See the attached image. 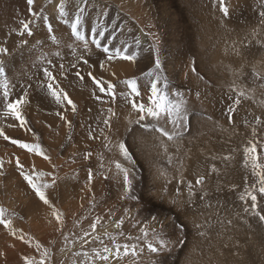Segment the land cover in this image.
<instances>
[{"label": "rangeland", "instance_id": "374dc122", "mask_svg": "<svg viewBox=\"0 0 264 264\" xmlns=\"http://www.w3.org/2000/svg\"><path fill=\"white\" fill-rule=\"evenodd\" d=\"M6 1L0 0V27L13 24L9 11L20 3L7 8ZM224 5L227 16L220 0H34L32 35L25 31L17 47H0L7 50L0 62L9 93L5 98L0 77V129L10 138L0 136V208L16 230L13 236L0 225V264H26L25 257L36 264H264V194L258 191V173L264 172V0ZM77 15L87 48L71 33ZM104 48L134 60H109ZM157 77L162 94L186 104L176 130L167 116L144 114L141 120L132 107L133 99L152 106ZM132 79L140 96L127 86ZM49 83L68 95L75 112L53 97ZM18 98L24 126L7 112ZM195 124L204 128L191 135ZM161 126L175 138L161 136L155 130ZM12 139L39 145L50 160ZM253 144L255 161L245 151ZM116 163L127 169L130 190ZM21 171L49 185L42 190L59 221ZM200 177L204 183L197 185ZM254 190L255 208L245 196ZM160 240L166 247L150 251L148 244L159 247ZM125 244L128 255L123 247L119 258L96 255Z\"/></svg>", "mask_w": 264, "mask_h": 264}, {"label": "snow or ice", "instance_id": "6c2138e0", "mask_svg": "<svg viewBox=\"0 0 264 264\" xmlns=\"http://www.w3.org/2000/svg\"><path fill=\"white\" fill-rule=\"evenodd\" d=\"M28 5L31 6L34 3V0H27ZM220 4H221V10L223 11V14L225 16L228 15V8L224 5V0H220ZM83 9L80 10L81 14L83 13ZM60 14L64 15L65 14V10H64V5L61 4L60 5ZM31 15L33 17L37 16L36 12H32ZM262 16H264V13H261ZM30 23L28 21H22V26L23 29L27 32L28 35H32V31L30 28ZM82 26V20L80 15H77L75 17L74 22L71 24V33L72 35L79 41L84 43V46L87 48V39L85 35L81 34L80 28ZM48 29L49 32H51L52 30V26L51 24L48 25ZM21 35H23V33H20ZM54 39V37H53ZM93 43L97 46L100 47V42L98 39H93ZM6 49L4 48H0V53H6ZM103 51L105 53H109V55L107 56V59L112 60L114 57H119L120 59L123 60H134V57L128 54H122V52L118 49L115 51L114 54L110 53V50L108 48H104ZM85 63H87V61H85ZM156 66L157 68H159L160 66V62L159 59L156 60ZM62 67V65H61ZM44 74L45 76H47L50 80H55V77L52 75L51 72H49L47 69H44ZM77 76H80V73L77 72L76 73ZM91 75V74H89ZM0 77H4V84H3V88H4V96L5 98H8L9 93L7 91L8 88V83H7V78H6V73H5V69L2 65V62H0ZM81 79H83L82 76H80ZM93 80L95 81V83H97V85H100V81L96 80L95 77H93ZM128 88L130 89L131 93L134 95V97L136 96H140V90H139V86L138 83L135 79L129 80L126 82ZM159 77L156 78L155 81H153L151 83V96L149 97L150 102H151V107H145V105L143 103H137L135 99L132 100V107L133 109L137 110L139 113H141L140 115V119L143 120L145 118L144 114L151 116L153 119H160L162 116H167L169 119V122L172 124L173 129L176 130L178 129V126H180L182 124V121L185 117L186 114V104L182 99H177L176 101L170 100L168 97L167 92L165 93H161L159 90ZM58 87V86H57ZM108 87L114 88V85H108ZM168 85L167 83L165 84V88H167ZM48 89L49 91H51L53 97H55V99L58 102H62V101H67V104L71 106L72 111L75 112L76 110V105L73 103V101L68 97V95L66 93L61 94L60 91H57L56 89L53 88V85L51 83L48 84ZM100 90L102 92H104L106 89L101 86ZM112 95H114V93H112ZM241 95H243V93H241ZM177 96L179 97V93H177ZM237 103H239V101H237ZM22 104V101L18 98L16 99L14 102H10L7 104V112L9 114H11L12 116H14V118L19 121L20 126H24L26 124V120L24 119L22 112H21V108L20 105ZM63 118V117H62ZM69 126H70V121L68 122ZM107 123V121H106ZM156 131H158L161 136L166 137L168 140H173L176 136V132L175 131H169L166 127H158L155 129ZM0 136H2L5 140H9L10 138L5 135L3 129H0ZM12 144L18 145L21 149L27 150L29 152H35L38 155L43 156L44 159H48L50 160V158L40 149L39 145H30L28 143L16 140V139H12L11 140ZM125 159L129 158V153L127 152V148L124 144H120L119 145ZM247 154H253V160L255 161L257 159V157H255V152H256V147L253 144L251 147H248L245 149ZM89 155H91V153H89ZM17 166L22 168L23 166L20 164L19 159H17L16 161ZM0 168H3V162L0 161ZM116 168L117 169H122V166L119 163H116ZM124 171V179L126 184L129 187V190L131 188V181L128 179V172L127 169H122ZM2 174V173H0ZM21 175L24 176V179L28 182V184L32 187V189L35 191L36 195L39 197V199L45 204L48 205L50 208H53V214L56 216V219L59 221L61 219V215L60 213L54 208V206L51 204L50 200L48 199L46 193L44 190V188L49 187V185L47 184H37L34 181V177L32 175H29L23 171H21ZM259 176V188L258 191L261 194H264V172L258 173ZM90 178H91V174H90ZM54 180V178H53ZM195 183L197 185H202L204 183V178L200 177L199 179H197L195 181ZM256 190L252 191V192H247L245 193V196H247L251 202L253 207L255 208L256 205V201H257V196L254 194ZM189 192L190 194L194 195L195 192L193 190V186L189 185ZM242 200L245 199L244 196L241 197ZM246 202V201H245ZM261 220H264V215H260L259 217ZM123 223V221H120L117 224V227L119 228L120 225ZM0 225H3L5 228H7L9 230V232L13 235L16 236V230L13 228L12 226V220L11 219H6L5 218V212L3 208H0ZM93 231H95L96 225L92 224L91 225ZM145 237L147 236V232L144 233ZM18 239L23 240L24 237L21 235L18 237ZM114 239V238H113ZM36 247L39 249L41 246L39 244L36 245ZM121 247H123V251H124V255H128L129 254V245L125 244L123 246L121 245H117L116 246V250L115 253H113V250L105 247L103 249L104 254H101L100 252H97L96 255L97 257H99L100 260L102 261H108L109 256L110 255H115L117 258H119L120 256V249ZM166 247V244L163 240L159 241V247L153 246L151 243L148 244V248L150 251L152 252H158L161 248ZM132 248V254H136L135 253V245L131 246ZM44 255H47V251L45 250ZM85 255H87V253H85ZM25 262L26 264H36V261L29 259L28 257H25ZM40 264H43V260L40 261Z\"/></svg>", "mask_w": 264, "mask_h": 264}, {"label": "crops", "instance_id": "0c3cea01", "mask_svg": "<svg viewBox=\"0 0 264 264\" xmlns=\"http://www.w3.org/2000/svg\"><path fill=\"white\" fill-rule=\"evenodd\" d=\"M14 2L15 0H8L6 1L5 6H7V8H10L11 2ZM20 3H17V5L12 6L13 9L9 12H13L14 13V20H13V24L11 26H7V27H0V47H17L18 45H15L17 41H19L18 38L23 37V35H25V30L23 29L22 26V21H28L31 22L33 19V16L31 15L32 13V6L30 9V6L27 4H25V1L27 0H16ZM21 9V11L19 10ZM8 11V9H7ZM19 15V16H17ZM17 16V17H16ZM19 17V18H18ZM10 29V34H8V31ZM20 33H23V35H21ZM7 35V37H9V39H4L3 40V36ZM17 35V36H16ZM8 40V41H7ZM21 43V42H20Z\"/></svg>", "mask_w": 264, "mask_h": 264}, {"label": "bare ground", "instance_id": "6f19581e", "mask_svg": "<svg viewBox=\"0 0 264 264\" xmlns=\"http://www.w3.org/2000/svg\"><path fill=\"white\" fill-rule=\"evenodd\" d=\"M139 31H140V33H141V35H142V37L144 38V34H143V32L139 29ZM129 66L128 65H126V68H128ZM124 68V65H119L118 67H117V69L119 70V69H123ZM235 86V85H234ZM205 99V98H204ZM203 100V99H202ZM199 102V101H198ZM208 104V103H207ZM210 105V104H209ZM206 107V106H205ZM218 109H220V107H217ZM221 110V109H220ZM219 110V111H220ZM219 114H220V112H219ZM202 128H204V126L203 125H194V129H193V131H191V135H195L196 133H198L199 132V130H201ZM142 134H145V132H142ZM154 137V136H153ZM151 141V140H150ZM156 144V143H155ZM151 152H153V151H151ZM150 152V153H151ZM166 191V190H165ZM223 224V223H222ZM116 226V225H115ZM201 226H203V224L201 225ZM204 227H205V224H204ZM203 227V228H204ZM207 228V227H206ZM199 229H200V227H199ZM111 230H114V229H111ZM106 231V230H105ZM107 231H109V230H107ZM206 236V235H205ZM204 237V236H203ZM210 237V236H209ZM233 237V236H232ZM210 239H211V237H210ZM208 240V239H207ZM214 240V239H213ZM224 241V240H223ZM232 241H233V239H232ZM201 245V244H200ZM206 245V244H205ZM229 245V244H228ZM245 245V244H244ZM192 245L190 244V246H189V248L188 249H190V247H191ZM196 246V245H195ZM210 247V246H209ZM208 253V252H207ZM217 258V257H216ZM215 258V259H216ZM194 259V258H193ZM198 260V259H197ZM191 261H192V259H191ZM196 261V260H195ZM204 261V260H203ZM241 261V260H240ZM190 262V261H189ZM188 262V263H189ZM199 262V261H198ZM213 262V261H212ZM217 262H218V260H217ZM194 263H196V262H194ZM199 263H201V262H199ZM196 264H198V263H196ZM213 264H217L216 263V261H214L213 262Z\"/></svg>", "mask_w": 264, "mask_h": 264}]
</instances>
